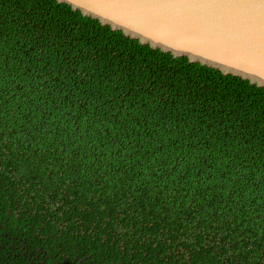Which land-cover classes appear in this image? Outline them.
Masks as SVG:
<instances>
[{"label":"trees","instance_id":"trees-1","mask_svg":"<svg viewBox=\"0 0 264 264\" xmlns=\"http://www.w3.org/2000/svg\"><path fill=\"white\" fill-rule=\"evenodd\" d=\"M0 264H264V87L0 0Z\"/></svg>","mask_w":264,"mask_h":264},{"label":"water","instance_id":"water-1","mask_svg":"<svg viewBox=\"0 0 264 264\" xmlns=\"http://www.w3.org/2000/svg\"><path fill=\"white\" fill-rule=\"evenodd\" d=\"M142 45L264 87V0H57Z\"/></svg>","mask_w":264,"mask_h":264}]
</instances>
